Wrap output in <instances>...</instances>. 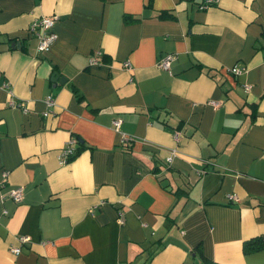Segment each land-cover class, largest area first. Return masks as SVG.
<instances>
[{"label":"crops","instance_id":"0c3cea01","mask_svg":"<svg viewBox=\"0 0 264 264\" xmlns=\"http://www.w3.org/2000/svg\"><path fill=\"white\" fill-rule=\"evenodd\" d=\"M202 4L0 0V264H264V0Z\"/></svg>","mask_w":264,"mask_h":264},{"label":"built area","instance_id":"2783aa9c","mask_svg":"<svg viewBox=\"0 0 264 264\" xmlns=\"http://www.w3.org/2000/svg\"><path fill=\"white\" fill-rule=\"evenodd\" d=\"M214 0H204V4H202L200 7L204 8L208 6L209 4H212ZM56 19V16H39L33 19V21L29 24V30L32 33V35L36 38L37 40V46L36 49L38 52H43L46 51L49 46L54 42L56 39V34L52 30L54 21ZM173 56L172 54H166L161 58V60L158 63V66L161 69L168 70L170 61L172 60ZM89 63H98V52L92 54L89 57ZM123 66L126 68H129V61H124ZM243 68L233 66L229 68V71L233 74H238L242 71ZM248 85H245V89H248ZM44 102L48 109L44 112L45 115H48L51 113L49 108L54 104L53 97L51 95H47L44 98ZM216 105V102H212ZM12 104V102H11ZM13 105V104H12ZM120 120H113L112 124L115 129H117L119 125ZM123 141H130L129 136H123L122 137ZM76 139L75 138H70L67 140L64 144V146L60 149L59 151V156H58V162L60 164L68 162L70 158H72L76 154V147H75ZM168 160H170V157H167ZM6 172L3 171L1 172V179L5 180L6 178ZM0 179V187L2 186V180ZM23 196V190L22 187H15V188H10L6 193L2 194L1 198H11L13 201L18 202L22 199ZM229 199H237L234 195H228L227 196ZM121 222V220H119ZM19 242H26L28 238L26 236H20L18 238ZM9 251L17 255L20 252L19 246H10Z\"/></svg>","mask_w":264,"mask_h":264},{"label":"trees","instance_id":"16d2710c","mask_svg":"<svg viewBox=\"0 0 264 264\" xmlns=\"http://www.w3.org/2000/svg\"><path fill=\"white\" fill-rule=\"evenodd\" d=\"M126 19L128 20V18H126ZM99 62H100V58H99V55H98V63ZM82 147H83V145L79 144V142H78V148H76L77 149L76 154L79 152V149L82 148ZM261 242H262V240H260L258 242L255 238H250L248 240H245V241H243V244H242V250H243V252H248V251H253L255 249H258L260 247ZM200 256L202 257V260H203L204 264H219V263H217V262H215V261H213L211 259L205 258L203 256V254H201V253H200Z\"/></svg>","mask_w":264,"mask_h":264},{"label":"water","instance_id":"95a60500","mask_svg":"<svg viewBox=\"0 0 264 264\" xmlns=\"http://www.w3.org/2000/svg\"><path fill=\"white\" fill-rule=\"evenodd\" d=\"M53 76H54V78H55L54 81L58 79V78H57V74L54 73ZM59 82H62L61 78H60Z\"/></svg>","mask_w":264,"mask_h":264},{"label":"rangeland","instance_id":"374dc122","mask_svg":"<svg viewBox=\"0 0 264 264\" xmlns=\"http://www.w3.org/2000/svg\"><path fill=\"white\" fill-rule=\"evenodd\" d=\"M146 257H149L148 254L146 255ZM139 264H145V262H141V263H139Z\"/></svg>","mask_w":264,"mask_h":264}]
</instances>
